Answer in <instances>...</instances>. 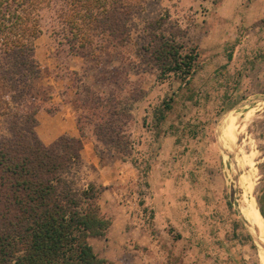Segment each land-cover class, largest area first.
<instances>
[{
	"label": "rangeland",
	"instance_id": "obj_1",
	"mask_svg": "<svg viewBox=\"0 0 264 264\" xmlns=\"http://www.w3.org/2000/svg\"><path fill=\"white\" fill-rule=\"evenodd\" d=\"M130 1L132 17L119 40L105 35L83 49H70L59 19L44 12L34 41L35 50L48 43L58 65L50 76L74 88L76 96L63 100L73 103L78 128L96 143L99 168L86 164V179L100 187L101 197L117 187L122 200L132 201L130 220L136 217L135 226L158 233L163 264H261L255 232L240 211L244 200H253L264 219V18L253 10L259 5L256 0ZM160 16L168 22L163 29L198 51V69L188 85L173 76L158 81L145 51L159 35L154 21ZM76 63L81 69L70 70ZM39 80L35 88L44 106L53 87ZM113 93L121 106L131 107L124 128L127 156L94 136V124L108 118L96 97L110 99ZM230 115L237 117V136L227 151L221 128ZM115 162L129 164L118 181ZM104 166L109 167L105 187L99 182ZM152 203L161 211L160 223L151 214ZM99 206L112 222L106 206ZM106 235L89 239L98 256Z\"/></svg>",
	"mask_w": 264,
	"mask_h": 264
},
{
	"label": "trees",
	"instance_id": "obj_2",
	"mask_svg": "<svg viewBox=\"0 0 264 264\" xmlns=\"http://www.w3.org/2000/svg\"><path fill=\"white\" fill-rule=\"evenodd\" d=\"M44 12L59 19L70 49H83L105 35L119 40L132 17V2L0 0V264H108L89 243L105 236L111 221L101 213L100 187L83 172L84 134L80 130V138L61 136L44 145L35 132L44 97L35 88L41 69L34 41ZM165 19L154 21L160 32L145 51L158 81L173 76L188 85L198 69V51L163 29ZM96 102L108 116L94 124L96 141L129 155L124 128L131 107L121 106L114 93L110 99L97 96ZM170 108L165 103V110Z\"/></svg>",
	"mask_w": 264,
	"mask_h": 264
},
{
	"label": "crops",
	"instance_id": "obj_3",
	"mask_svg": "<svg viewBox=\"0 0 264 264\" xmlns=\"http://www.w3.org/2000/svg\"><path fill=\"white\" fill-rule=\"evenodd\" d=\"M256 2L259 8L254 6L253 10L255 9V12H257V17L263 19L264 0H256ZM252 15L253 17L256 16V14ZM46 45L49 47L48 43ZM46 45H40L41 47L35 50V58L41 69L39 81L53 87V98L45 103L36 114L37 126L35 132L42 144L50 145L61 136L80 138L82 133L76 124L73 103L69 101L72 96H76L75 90L71 86H64L60 80H56L50 76V72L56 70L58 65L51 53L52 50L47 49ZM75 65L77 66L76 69L73 67L74 69L71 68L70 70L77 71V68L81 69L79 63ZM65 90L66 92L63 93ZM64 98H69V100L65 101L63 100ZM50 107L53 111L48 110ZM82 141V160L87 165L99 168L100 160L96 156L95 150L97 147L92 136L85 134ZM115 166H117L116 175L118 179L116 181H118L122 177V173L128 169L129 164L115 162ZM108 169L109 167L107 168V166L101 169V180L103 181L99 180V182L104 187L106 185L104 178L108 175ZM148 184L150 186V181H148ZM116 188L113 187L105 190L108 191L107 197L102 194V197L100 196L99 198V203H103L106 206V212L113 218L106 238L103 240L106 245L99 257L104 259L108 264H163L164 250L162 239L158 237L157 232H153L152 228L135 226L136 217L130 220L132 216L130 211H128L130 205L133 206L134 204L126 198L122 200V197L117 195ZM106 198L109 200L107 205L105 204ZM124 201L129 205L123 206V204H120ZM150 209L151 214H154L156 220L158 219L157 221L160 223L161 211H158L153 203ZM121 218H123L124 223L120 222ZM132 241L136 246H132ZM125 256L129 259L124 260Z\"/></svg>",
	"mask_w": 264,
	"mask_h": 264
},
{
	"label": "bare ground",
	"instance_id": "obj_4",
	"mask_svg": "<svg viewBox=\"0 0 264 264\" xmlns=\"http://www.w3.org/2000/svg\"><path fill=\"white\" fill-rule=\"evenodd\" d=\"M263 105V104H262ZM257 107V106H256ZM259 112V111H258ZM237 113V112H236ZM253 113V112H252ZM256 114V113H255ZM250 116V112L245 114V118ZM252 117V116H251ZM237 117L229 116L225 128H221L224 132V140L221 144L227 151H232L237 136ZM249 120V119H248ZM244 127V126H243ZM220 130V131H221ZM250 140V139H249ZM249 142V141H248ZM246 143V142H245ZM248 144V143H247ZM250 146V145H249ZM244 148V147H243ZM242 148V149H243ZM238 149V148H237ZM250 153V152H249ZM232 156V155H231ZM233 161V160H232ZM245 162V161H244ZM252 163V162H251ZM243 164V163H242ZM247 164V163H246ZM247 166V165H246ZM251 168V167H250ZM253 169V168H252ZM234 172V171H233ZM249 173V172H248ZM252 174V173H251ZM238 175V174H237ZM241 183V182H240ZM254 183V182H253ZM238 184V183H237ZM247 184V183H246ZM244 186V185H243ZM239 187V186H238ZM249 188V187H248ZM243 194V193H242ZM238 200V199H237ZM244 200V204L240 206V211L250 228L255 232L256 240L259 244V261L264 264V219L259 210L256 208L255 203L252 201ZM241 204V203H240Z\"/></svg>",
	"mask_w": 264,
	"mask_h": 264
}]
</instances>
